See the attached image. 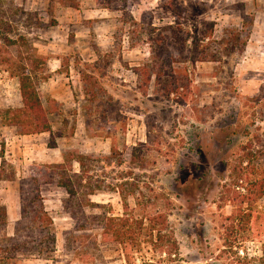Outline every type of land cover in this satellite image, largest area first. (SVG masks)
<instances>
[{
  "label": "rangeland",
  "instance_id": "1",
  "mask_svg": "<svg viewBox=\"0 0 264 264\" xmlns=\"http://www.w3.org/2000/svg\"><path fill=\"white\" fill-rule=\"evenodd\" d=\"M163 1L0 0V109L20 107L17 76L28 72L51 127L18 134L0 122V264H264L256 238L224 245L231 207L219 199L240 183L233 169L247 152L264 169V0H177L183 50L153 61L149 31L173 22ZM232 26L243 51L227 55L220 31ZM79 159L70 197L56 165L79 173ZM35 210L54 241H39ZM154 213L166 217L171 258L147 231Z\"/></svg>",
  "mask_w": 264,
  "mask_h": 264
},
{
  "label": "trees",
  "instance_id": "2",
  "mask_svg": "<svg viewBox=\"0 0 264 264\" xmlns=\"http://www.w3.org/2000/svg\"><path fill=\"white\" fill-rule=\"evenodd\" d=\"M162 9L173 17V22L161 27H153L148 33L149 48L151 49V57L153 61L155 59H161L163 55L171 52L172 49L178 48L179 51L183 50L185 40L179 37V30L181 29L182 19H184L183 7L177 0H165L160 3ZM134 32V31H133ZM242 26L240 27H226L221 29L222 42L224 44V51L227 55L233 53H242L243 43L241 42ZM212 35L208 33L202 35L200 40H205ZM7 42H11L7 39ZM138 41H132L130 44L134 45ZM211 44L208 39L205 43L198 44L195 49L197 60L207 59V54ZM181 45V46H179ZM169 54V53H168ZM199 55V56H198ZM214 55V54H213ZM154 65H151L153 68ZM140 70V69H139ZM149 79V75H147ZM18 80V93L20 97V107L18 108H4L0 109V122L12 126L15 128L18 134H31L40 133L50 130V123L42 105V102L38 96L37 90L31 80L28 72H21L17 76ZM179 86H186V84L180 81ZM3 144L0 148V156L3 160ZM79 159L80 171L79 173L66 174L65 167L56 165L61 169V174H58L57 183L63 187L64 191L72 197L76 194L77 185L82 181L83 168ZM264 165V164H263ZM235 171L236 178L240 183L235 182L232 189L229 184L222 185L221 196L222 201H227L230 205V212L224 215L221 223L223 229V242L224 245L232 248L236 242H241L247 239L256 238L261 241V260L264 261V205H259L258 200L264 198V169H260V163H258V155L256 153L247 152L244 156L240 157L237 168ZM2 169H0V178H2ZM249 174H253V177H249ZM43 176V174H40ZM14 175H10L7 178L13 179ZM44 177L40 180L45 182ZM240 188L237 189V188ZM21 199L26 198L20 193ZM21 203V202H20ZM27 208L22 202L20 219L17 224L26 218ZM33 217L28 220L32 223L33 229H37V234L40 238L54 241V235L50 231L51 219L44 212L35 210ZM113 220V219H112ZM6 221V210L3 205H0V224ZM166 217L162 213H154L147 218V231L150 235L154 233V240L152 243L159 249V251L165 254L168 258L176 254L177 248L173 237L165 232ZM109 234L112 237L119 238L121 234L120 229H113V225H110ZM31 228V226H29ZM17 228L15 227V232ZM16 234V233H15ZM106 234V233H105Z\"/></svg>",
  "mask_w": 264,
  "mask_h": 264
}]
</instances>
